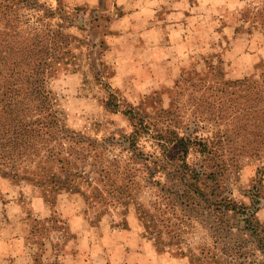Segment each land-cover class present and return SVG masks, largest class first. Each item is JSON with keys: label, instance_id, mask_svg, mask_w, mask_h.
<instances>
[{"label": "rangeland", "instance_id": "obj_1", "mask_svg": "<svg viewBox=\"0 0 264 264\" xmlns=\"http://www.w3.org/2000/svg\"><path fill=\"white\" fill-rule=\"evenodd\" d=\"M123 1L9 5L14 25L55 33L47 88L95 144L77 186L0 176V264H264V55L230 49L264 14H240L232 35L224 22L192 32L171 54L114 25L142 7Z\"/></svg>", "mask_w": 264, "mask_h": 264}, {"label": "trees", "instance_id": "obj_2", "mask_svg": "<svg viewBox=\"0 0 264 264\" xmlns=\"http://www.w3.org/2000/svg\"><path fill=\"white\" fill-rule=\"evenodd\" d=\"M24 1L12 4L0 0V79L9 80L0 85V176L30 178L39 186L71 188L81 179L82 159L89 156L88 148L95 142L67 128L47 88L48 68L56 53L55 33L39 27L23 30L28 25L25 16L23 20L15 16V25L9 21V5L19 6ZM58 38L61 43L66 41L62 32ZM112 100L110 94L105 106L116 110ZM138 123L143 129L142 122ZM174 144L185 157L188 141L176 138ZM249 218L252 216L243 219L247 225Z\"/></svg>", "mask_w": 264, "mask_h": 264}, {"label": "crops", "instance_id": "obj_3", "mask_svg": "<svg viewBox=\"0 0 264 264\" xmlns=\"http://www.w3.org/2000/svg\"><path fill=\"white\" fill-rule=\"evenodd\" d=\"M124 2L132 3L131 0ZM140 2L142 7L137 11L126 5L125 14L119 17L114 25H121L124 34L142 32V36L146 35L148 41L155 44L157 51L164 53L168 51L171 54L186 49L185 39L192 32L200 33L203 30L204 33L216 32L224 22L223 30L231 32L232 35L234 28L231 26L241 23V20H238L240 14H264V0H140ZM243 36L242 39L236 38L234 41L230 39L231 52L242 51L241 56L237 58L247 60L251 64L256 63L264 55V31L253 26ZM163 42L166 46L162 45Z\"/></svg>", "mask_w": 264, "mask_h": 264}]
</instances>
